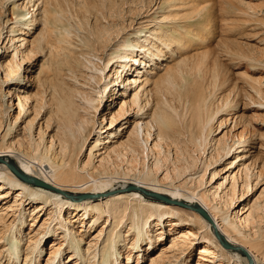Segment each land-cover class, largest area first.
Segmentation results:
<instances>
[{
    "label": "bare ground",
    "instance_id": "1",
    "mask_svg": "<svg viewBox=\"0 0 264 264\" xmlns=\"http://www.w3.org/2000/svg\"><path fill=\"white\" fill-rule=\"evenodd\" d=\"M211 1L206 4L205 0H160L157 5L158 0H132L131 3L126 0H75V4L73 2V4L69 3L72 8L69 9L70 12L67 17L65 15L68 12L58 0H44L45 6L40 15L43 25L42 31L38 36L39 38L30 42V49L25 55L28 58L33 57L36 55L35 53L41 52L42 49H45L46 53L49 54L47 63L45 62L42 66L45 72L42 78L38 76L36 80L40 82L42 88L46 85L45 87L50 90L46 106L50 107L49 119L54 117L56 123H58L56 140L59 148L57 157L59 156L60 160L55 161V159L46 155L47 149L45 153L38 154L39 143L30 145L28 153L23 154V157H18L16 154L13 155L11 154L13 151L11 150L12 145L9 146V144L2 142L5 137L4 133L2 137L0 136V142H2L0 144V179L8 186H18V188L26 190L28 195H36L43 203L46 200H51V203L60 213L64 204H68L75 211L86 210L91 202V197L103 194L102 191L106 188L118 183L116 179H122L125 182L130 181V183L132 179L136 183L139 181L141 183L140 186L133 183L131 185L128 184L130 190H125V187L121 185L114 190L115 192L112 191V195L103 202L90 206L95 214H109L114 221V227L105 240L100 254L101 260L99 259L98 264H108L109 261L117 264V251L113 241L114 238L112 239L111 237L114 236V229L124 217L131 224L129 229L133 231V239L131 241L134 248L135 245L138 246V240H141L144 235H146L144 238L151 244L153 241L147 235V228L151 225L150 222L154 221L155 224L162 223V217L167 215H174L178 220L184 218L187 222L195 224L196 231L192 230V228H186L184 230L186 232L181 235V240L183 241L181 249L182 247L187 248L185 239H189V234L196 236V232L202 233L203 231L202 237L207 239V242L210 240V242L199 250L201 258L208 259L206 257L208 254L212 256L214 250L210 246H213L226 256L225 258L228 261L235 257L236 259L239 258L244 264H248L246 256L241 251L242 249L250 256L252 264H264V226L252 227L251 229V226H254L257 221L253 220L251 215L241 218L243 215L241 216V212L238 214V210L234 212L235 220L227 221L228 210L234 207L235 189L226 191L223 197L219 196L220 200L217 201L218 194H214L216 192L211 197L206 194L207 192L198 191L199 188L195 185L196 179L194 180L191 177L184 180L188 171H195L191 169L196 166L199 156L204 155L208 148H215L216 143L217 148L213 152L215 154L212 155L211 153L212 158H209V162L204 164L202 174L199 176L200 180L204 178L207 167L211 165L208 163L217 160L218 157L220 159L228 157L232 153L231 151L235 149V146L244 147L251 143L250 141L254 134L249 130L250 122L249 120L247 121V118L241 117V115H236L233 122L231 121L232 127L229 132L234 130L238 124H242L239 125L241 130L234 133L232 141L228 143L221 139L215 142L214 134L229 121L228 119L222 120L220 117L230 116L240 102H244L245 106L250 104H256V106L257 104L264 105V91L262 90L264 83L253 82L254 84H250L249 89L254 92V97L256 96L254 98L251 92L248 93L247 89L238 85L233 78L229 77L228 65L220 62L223 60H219V57L226 58L225 61L227 60L233 65H237L240 61L260 65L261 60L256 58L264 57V52L259 53V56H247L234 42H219L217 45L219 48L212 52H208L207 48H204L206 51L202 49V52L196 55L183 56L174 65L165 67L162 75L151 80V85L153 86L151 92L147 91V97L148 93L152 95V103H154L155 107L150 120L141 124V126L136 124L128 134L127 140L117 141V145L111 150L113 155L115 154L114 156L119 157L120 161H125V171L118 172L115 168L108 170L104 164H99V167L91 170V172L87 171L86 174H82L83 172L79 173L80 168L78 169L77 167L79 151L86 142L90 130L97 128L94 126L96 122L93 118L95 111L102 106V98L105 95L106 97L109 95L108 97L112 99L114 94L117 93L116 86L118 87L120 84L124 87L126 86V82L130 78L127 79L125 76L134 69L132 68L133 63L144 64L143 60L139 58L141 54H138V52H141L144 58L151 60V58H159L160 54L163 56L161 47L166 48L169 55H171L174 53L173 50L168 48L171 45L180 51V49L186 47L187 43L189 44L193 40L199 39V41L205 42L206 37L212 35V30H209V26L211 23L213 24L216 17L213 15L215 5L216 3L219 4L217 1L214 5L215 1ZM34 2L36 3L37 0ZM154 2L157 8L153 11H155V14L159 13L158 17L157 15L155 16L157 18L153 21L154 25L147 30L145 26L134 28L128 25L131 32L129 31L130 33H127L126 37L119 38V33L122 32V29L117 28L114 23L110 26L111 21L109 19V23L107 17H112L111 19L113 17L115 19L121 17L123 12L121 8L128 3L137 4L139 10L142 11L144 8L150 7ZM23 7L25 8V5ZM35 7L33 4V9L30 11L32 14L38 9ZM128 7L130 8V6ZM166 7L169 15L162 13ZM134 8L140 12L137 7ZM128 10L134 12L132 8ZM28 14L29 11L23 15H18L16 18L24 23L27 19L26 30H31L36 17L34 16L35 18L32 19V14ZM57 14L58 16H56ZM86 15L92 16L95 19V23L93 29L87 32V36L80 38L82 46L78 47L79 51L74 52L69 47L73 46L72 38L77 36L71 34L74 28L69 29L72 25H68V20H73L75 28L78 30H84L83 26L89 21ZM98 15L107 20L106 22L109 23L108 27L103 26L104 24H101L102 27L97 25L100 19ZM222 20L224 21V19ZM102 21L101 23H103ZM112 22H115V20ZM118 25L120 26V24ZM134 36L137 39L135 42L132 40ZM114 38L119 40L116 39L115 45L110 46ZM23 41L24 39H22ZM108 47H110V52L107 51L109 53L105 52ZM192 57L193 60H191ZM91 59H95L94 62ZM115 62L119 66L115 70L117 74L116 82H112L111 77L108 79V73ZM17 69L18 66H16ZM85 70L93 73L87 75L88 73L86 74ZM14 72L8 71L7 76ZM150 72L152 71L147 72V74H150ZM64 77L72 80L73 83H67ZM77 81L81 82L80 86L87 84L91 88L92 93L96 90L95 93L97 95L95 98L89 95L90 92H85L81 87L75 86L74 84ZM147 81V77L140 79V83L146 84ZM132 82H137V79L133 78ZM76 97L83 100L85 104H75L76 102L73 99ZM139 99V94L136 93L124 105L126 104L128 109L136 106L138 113L146 112V108L150 104L147 100L148 98L144 99L143 102H139ZM38 106V110L42 108L40 104ZM19 113H21L20 110L17 114L9 116L7 129L14 125ZM125 113L126 111L123 108L116 111L114 120L121 118ZM30 126L32 125L30 124ZM27 129H30L29 125ZM97 129L98 131L101 130ZM112 133V136L116 135L115 130ZM152 134L156 141L152 146L149 145L147 147L149 136H152ZM98 141L97 139L96 142ZM144 148H147V151L150 149L154 157L150 169L151 174L146 175H142L140 171L145 161L144 158L148 156L147 152L143 153ZM109 155L107 154L106 157ZM119 163H116V165ZM11 165L22 174L30 175L57 190L54 191L48 187L45 188L31 182H24L10 171L9 166ZM160 170L165 173L162 179L156 178ZM258 173L261 176L262 170ZM114 175L118 177L109 178V176ZM189 175L191 176V174ZM234 179H237V177ZM200 180H197V183L200 184ZM233 181L235 182V180ZM241 186L243 191L250 189L251 185L248 175H246ZM199 187L201 186L199 185ZM136 190L143 192L147 198H139L141 196L138 197L136 195ZM65 192L70 193L73 203L68 200L62 203L55 199L59 197V194ZM260 196H263L264 199V191L260 193ZM219 204L221 207H218ZM15 208L16 205L13 204L6 207L5 210H7V213H11L15 211ZM199 209L205 211L209 221L199 214ZM262 218L264 219V217ZM165 222L170 223V225L175 224L173 220ZM245 230H248L250 234L246 236L244 234ZM15 235L8 236L4 242L9 258L17 255L19 248V239ZM159 236L155 237L158 238ZM33 242L35 243V241ZM34 243L33 245L28 243L29 245L25 249L24 261L26 260V263L30 262L28 255L37 247ZM223 243H227L230 248L224 247ZM10 244H12L11 247ZM54 248L55 244L51 249ZM87 264H95V261H88Z\"/></svg>",
    "mask_w": 264,
    "mask_h": 264
},
{
    "label": "rangeland",
    "instance_id": "2",
    "mask_svg": "<svg viewBox=\"0 0 264 264\" xmlns=\"http://www.w3.org/2000/svg\"><path fill=\"white\" fill-rule=\"evenodd\" d=\"M34 1L35 0H0V121L2 122H0V136L2 137L5 133V141L3 139L2 142L7 143V145L9 144V146L12 145L11 150L13 151L11 154L13 155L16 154L18 157H23V154L28 153L30 145L39 143L38 154L45 153L47 149L48 152L46 155L55 159V161H59L60 157H57L59 148L56 140L58 123H56L54 117L49 119L50 107L46 106L50 90L45 87L46 85H42L44 86L42 88L40 82L36 80L38 76L39 78H42L43 73L45 72L42 66L45 62L47 63L49 54L46 53L45 49H42L41 52L35 53L36 55L33 57L28 58L26 57L27 55H25L30 49V42L39 38L38 36L43 28L40 15L45 3L44 0H39V3L38 0L36 3ZM58 1L68 12H66L67 14L65 15L68 17L70 12L69 9L72 8V5H69V3L75 4V0ZM126 1L131 3L132 0ZM159 1L160 0H158L157 5ZM209 1L210 0H205V3L209 4ZM214 1V5L217 1L219 4L216 3L215 5V10L213 12L214 17L216 16L214 18L215 22L213 21V24L211 23L209 26V30H212H210L212 35L206 37L207 41L205 40V42H201L199 39L193 40L191 43H187L186 47L180 49V51L176 50L175 47L171 45V48L168 47L174 52L173 54L170 53L171 55H169L166 48L161 47L163 56L160 54L159 58H151V60L146 57L144 58L141 52L136 51L138 54H141L139 58L143 60L145 66L144 64L133 63L132 68L134 69L125 76L127 79L130 78L129 81L126 82V86L124 87L121 84L118 85V87L116 86L117 93L114 94L112 99L111 97H108L109 95L107 97L105 95L102 98V106L95 111L93 118L96 122L94 125L95 128L97 127L101 130L98 131L97 128L95 130H90L86 142L79 151V154L77 155L78 165L76 164L78 169L80 168L79 173L83 172L82 174H86L87 171L91 172V170L99 167V164H104L108 170H113L115 168L118 172L125 171V161H120L119 157L114 156L115 154L113 155L111 150L117 145V141L127 140L128 134L136 124L141 126V124L150 120L155 107L154 103H152V95L148 93L147 97V91L151 92L153 89L151 80L162 75L165 71V67L174 65L180 61L183 56L196 55L197 53L202 52V49L205 50L207 48L208 52H212L219 48L217 46L219 42H234L247 56H259V53L264 52V0ZM155 2L150 7L144 8L145 11L143 9V13L139 10L137 4H125L121 8L123 10L121 17H117L119 18L118 21L117 18L115 19L113 17L116 23L112 22L114 21L111 19L112 17H107L108 22L110 23L111 21L110 26L114 23L117 28L122 29V32L119 33V38L126 37L127 33L131 32L129 26L134 28L145 26L147 30L154 25L153 21L156 20L159 15V13L155 14V11H153L157 8V5H154ZM33 4L34 7L36 6L38 8L34 14L30 12L33 9ZM24 5L25 8L23 7ZM128 6H130L134 12H130ZM134 7H137L140 12L135 10L136 8ZM27 11H29V14H32V19L35 17L37 18V21L35 18L31 30H26L25 26L28 21L27 19L24 23L16 18L18 15H23ZM146 11L147 13H145ZM162 13L169 15L167 7ZM156 15L157 17H155ZM56 16H58V14ZM86 17L89 18V21L83 26L84 30H78L75 28V22L70 19L68 20V25H72L69 29L74 28L73 30L71 29L74 32L71 31V34L77 36L76 38H72L73 46L69 47V49H72L74 52L79 51L78 47L82 46V44H80V38L87 36V32L93 29L95 19L88 15H86ZM98 18L100 19L98 20L97 25L102 27L104 24L103 26L108 27L107 25H109V23L106 22L107 20L103 19L101 16ZM222 19H224V21ZM100 20L103 23H101ZM233 22L234 24H237L234 25ZM118 24H120V26ZM166 25H168V23H166ZM22 39H24L23 42ZM116 39L117 38H114L111 41L112 43H110V46H114L116 41L119 40ZM132 40L134 42L137 41L135 36ZM109 48L110 47L105 49V52H110ZM179 53L180 55H178ZM225 59L224 57H219V60H223L220 62L228 65L229 77L231 79L233 78L235 83L247 89L248 93L251 92L254 97L255 94L249 89V87L250 84H254L253 82L264 83V57L256 58L261 60L260 65H253V63H246L244 61H240L237 65H233L230 64L229 61H225ZM91 60L94 62L95 59ZM191 60H193V57ZM16 66H18V69L20 68L19 70L17 69L18 71L16 70ZM118 66L119 65L116 62L113 63L110 72L108 73V79L111 77L112 82H116L115 79L117 74L115 70L118 69ZM8 71H15L16 73L14 72L15 74L13 73L7 76ZM149 71L152 72L147 74ZM85 72L86 74L88 73L87 75L93 73L89 70H85ZM145 77L148 78L146 84L140 83V79L142 80ZM133 78H136L137 82L133 83ZM64 79L67 83H73V81L68 78L64 77ZM78 83L79 81L75 82L74 85L81 87L85 92H90L89 95L92 98H95L97 95L95 93L96 90L92 93L90 90L91 88H89L87 84L80 86L81 82ZM262 87V90L264 91V85H262ZM118 91L121 92L122 95L119 94ZM136 93L139 94V102H143L144 99L148 98L147 100L150 104L147 106L148 109L146 108V112L138 113V108L136 106H133L131 110L128 109L126 104L124 105V103H128ZM76 98L73 99L74 102H76L75 104H85L83 100ZM22 99L23 101H21ZM37 103L42 106L39 110ZM122 108L126 113L121 118L119 117L117 120H114V113ZM19 110L21 113H19L20 116H17L18 118L15 121L16 124L14 123L13 126H10V128L7 129V124L10 118L9 116L17 114ZM236 115H241V117L247 118V121L249 120V130L254 134L250 141L251 143L244 147L235 146V149L231 151L232 153L228 157L222 159L218 157L217 160L208 163L211 165L207 167V172H205V176H203L204 178L200 180L199 176L202 174L204 164L209 162V158H212V155L215 154L213 152L217 148L216 143L215 148H208L204 155L199 156L196 166H194V169H191L195 171H188L184 180L190 179L191 177L194 180L196 179L195 185L198 186V191L207 192L206 194H209L211 197L212 194L216 192L214 194H218L217 201L220 200L219 196L223 197L226 191L235 189L234 207L228 210L227 215L229 217L227 216V221L235 220L236 217L234 218V212L238 210V214L241 212V216L243 215L241 218L251 215L252 219L257 221L254 226H251L252 229V227L264 226V219L262 218L264 217V199L263 196H260V193L264 191V105L257 104L256 106V104H250L245 106L244 102H240L230 116L220 117L222 120L228 119L229 123L227 122L228 124L226 123L223 125V127L214 134L215 142L224 139V141L230 143L233 139L234 133L241 130V126L239 127V125L242 124L240 123L234 128V130L229 132V129L232 127L231 121L233 122ZM113 120L114 122L111 124ZM29 123L32 126H30ZM28 125L30 129H27ZM118 126L121 127L118 128ZM113 130H115V136H112ZM149 137L150 141L148 140L147 147H149V145L152 146L156 141L153 134ZM97 139L99 140L98 142H96ZM2 142H0V144ZM144 149L143 153L147 152L148 156L144 158L145 161L142 167L144 169L141 168L140 170L142 175L151 174V164L154 160L150 149L149 151H147V148ZM107 154L109 155V159L106 157ZM101 160H104V162ZM116 163L119 164L116 165ZM260 170H262V177L259 176L258 173ZM134 172L137 174L135 170ZM164 174V171L160 170L156 178L159 177L158 179H162ZM189 174H191V176ZM246 175H248L251 187L248 191H243L241 184L244 182ZM110 177L115 178L118 176L114 175L109 176V178ZM236 177L237 179H234ZM197 180H200V184L197 183ZM233 180H235V182ZM134 181L135 180L132 179L130 183V181L125 182L122 179H116V182L118 183H115L112 187L106 188L102 191L103 194L91 197V202L86 210L82 209L75 211L74 208L68 206V204H64V206H62L63 208L61 207L62 211L60 213V211L51 203V200H46V202L43 203L36 195L29 194V196L26 190H22L18 188V186H8V184L0 179V264H87L88 261H95V264H98L105 240L111 234L114 227V221L109 214H95L91 207L98 202H103L112 195V191L119 188L121 185H123L122 187H125V190H130L129 185L132 183L134 185H141L139 181H137V183ZM199 185L201 187H199ZM69 194V192L59 194V197L55 199L62 203L67 200L73 203L74 201L72 202ZM136 195H138V197L141 196L139 197L141 199L147 198L140 190L136 192ZM13 204L16 205L15 211L7 213V210H5L6 207L12 206ZM218 207H221V205L219 204ZM161 220L163 222H159V224H155L154 221H151L150 227L147 228V235L153 242L149 244L144 238L146 235H144L141 240H138V246L135 245L133 248L131 241L133 239V231L129 229L131 224L124 217L114 229V236L111 237L112 239L114 238L115 249L117 254L119 253L118 255L116 254L117 264H234V262L235 264H244L239 258L236 259L235 257H232L228 261L227 258H225L226 256L216 250L213 246L210 247L215 253L213 251L212 256L208 254L209 256H206L208 259L201 258L199 250L203 248L205 244L210 242V240L207 242V239L202 237L201 234L203 231L202 233L199 232L200 234L196 232V236L189 234V239H185V241H187V248L182 247L181 249V244L183 242L181 240V235L186 232L184 231L186 228H192V230L196 231L195 224L187 222L184 218L178 220L174 215L163 216ZM168 220H173L175 224L170 225V223L165 222ZM245 231L244 234L246 236L250 234L248 230ZM13 234L18 236L19 248L17 255L9 258L6 251L7 247L4 245V242L8 236ZM65 234L67 235L65 236ZM157 235L160 236L156 238L155 236ZM33 241H35V243ZM28 243H32V245L34 243L37 247L30 255H28L30 257V262L26 263V260L24 261V259L26 253L25 249L29 245ZM12 244H10V247ZM54 244L55 248L51 249ZM108 264H114V262L109 261Z\"/></svg>",
    "mask_w": 264,
    "mask_h": 264
},
{
    "label": "water",
    "instance_id": "3",
    "mask_svg": "<svg viewBox=\"0 0 264 264\" xmlns=\"http://www.w3.org/2000/svg\"><path fill=\"white\" fill-rule=\"evenodd\" d=\"M6 163H7V162H6ZM9 169H10V171H12L16 176H18L19 178H21V179H22L24 182H26V183L31 182V183H33V184H35V185H38V186H42V187H45V188L48 187V188H50V189H52V190H54V191L57 190L56 188H54V187H52V186H50V185H48V184L42 183L40 180H38V179H36V178H34V177L30 176V175H24V174H22V173H21L20 171H18L13 165L9 166ZM61 194H62V193H61ZM198 212H199V214H200L201 216H203L206 220L209 221V217L207 216V214L205 213V211H204L203 209H202V210L199 209ZM222 245H223L224 247H226V248H230V246H229L227 243H223ZM241 251H242L243 254L246 256L248 264H252V260H251L250 256L247 255L246 252H245L244 250L241 249Z\"/></svg>",
    "mask_w": 264,
    "mask_h": 264
}]
</instances>
